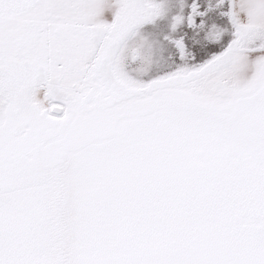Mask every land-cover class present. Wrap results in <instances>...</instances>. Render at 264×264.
I'll return each mask as SVG.
<instances>
[{
    "label": "snow or ice",
    "instance_id": "1",
    "mask_svg": "<svg viewBox=\"0 0 264 264\" xmlns=\"http://www.w3.org/2000/svg\"><path fill=\"white\" fill-rule=\"evenodd\" d=\"M0 264H264V0H0Z\"/></svg>",
    "mask_w": 264,
    "mask_h": 264
}]
</instances>
